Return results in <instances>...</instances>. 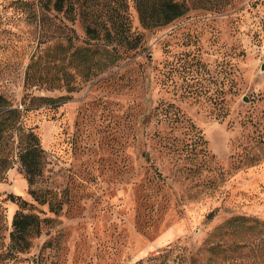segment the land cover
<instances>
[{"label":"rangeland","instance_id":"1","mask_svg":"<svg viewBox=\"0 0 264 264\" xmlns=\"http://www.w3.org/2000/svg\"><path fill=\"white\" fill-rule=\"evenodd\" d=\"M124 1L0 0V96L44 151L29 184L0 135V264H264V0L151 29Z\"/></svg>","mask_w":264,"mask_h":264},{"label":"trees","instance_id":"2","mask_svg":"<svg viewBox=\"0 0 264 264\" xmlns=\"http://www.w3.org/2000/svg\"><path fill=\"white\" fill-rule=\"evenodd\" d=\"M133 3L139 23L147 29L164 27L182 17L187 12L186 6L182 2L175 0H133ZM50 4V7L48 5L46 7L56 12H62L64 10L66 13L71 10L72 6L69 4V0H53ZM121 8H127V3L124 0H122ZM113 12H115L114 18L109 17L110 26L112 29L119 31L121 35L122 29L115 21L117 18H120V15L116 13V9H113ZM121 26H124L123 22ZM89 30L94 31L91 28L87 29V31ZM122 38H120V42H123ZM139 40L140 37H136L133 43L126 41L127 44L125 46L133 50L137 48ZM0 114V135L3 131L13 128L18 132L17 153L19 163L27 182L33 184L35 179L41 175L44 163V151L39 139L34 132L24 130L20 126L16 127L21 113L16 108L7 106L2 96H0ZM30 194L34 197L36 196L34 191H30ZM35 198L36 200L38 199L37 197ZM36 225L37 219L33 215L16 213L12 220L13 230L10 234L13 244L21 250L26 248L27 241L25 238L35 230Z\"/></svg>","mask_w":264,"mask_h":264},{"label":"water","instance_id":"3","mask_svg":"<svg viewBox=\"0 0 264 264\" xmlns=\"http://www.w3.org/2000/svg\"><path fill=\"white\" fill-rule=\"evenodd\" d=\"M260 71H264V63L261 64ZM243 101H247L246 97L243 98Z\"/></svg>","mask_w":264,"mask_h":264}]
</instances>
